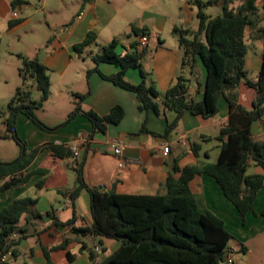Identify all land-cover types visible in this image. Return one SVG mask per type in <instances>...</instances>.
I'll list each match as a JSON object with an SVG mask.
<instances>
[{
	"label": "crops",
	"instance_id": "0c3cea01",
	"mask_svg": "<svg viewBox=\"0 0 264 264\" xmlns=\"http://www.w3.org/2000/svg\"><path fill=\"white\" fill-rule=\"evenodd\" d=\"M10 1L0 0V21L6 22L7 26L8 21L14 18V8ZM26 3L27 0L21 7L16 8L20 18ZM196 12V6L189 0H79L71 19L52 22V26L47 23L50 32L45 36L41 51H32L28 55L22 51L8 50L9 57L22 53L37 57L47 67L50 89L43 106L49 107L52 113H46L43 106L37 112L38 118L46 126L55 127L63 122L72 108L71 93L85 92L88 88L90 93L81 103L83 109L105 115L113 106L120 105L124 111L118 124L108 125L105 133L94 134L91 122L82 114H77L70 122L54 130L42 129L26 115L19 114L16 118V129L26 142L28 150L45 143L69 146L82 140V143L78 142L80 156L77 163L83 161L81 167L85 182L91 187L104 191L113 189L122 194L162 192L164 182L169 174L174 173L175 167L214 162L218 155V141L215 137L226 124L229 114L228 103L223 96L218 99L219 110L215 116L202 118L185 111L176 127L163 135L168 123L175 116L173 111L162 106L158 113L141 111L133 91L116 86L110 80L102 78L98 72H92L88 77L86 74L94 66L89 54L100 52L101 47L113 38H118L116 53L134 51L137 47L130 46L133 43L137 45L138 35L132 33V26L135 25L145 29L148 36L147 46L143 50L137 48L141 52L139 63L144 80L146 84H154L160 93L158 100L161 102L164 91L176 80L183 56V49L172 32L173 28L196 29ZM216 12L215 15L221 13ZM171 14L176 18V23L169 30L166 27ZM57 23L61 24L58 28ZM16 25L2 32L11 33ZM88 31H94L96 39L82 54H78L74 45ZM248 39L250 42L246 54V74H249L247 78L256 81L261 66L263 43L253 32L250 36L248 34ZM9 62L14 63V68L20 65L13 58ZM196 65L197 76L191 75L187 67L183 74L189 79L188 95L199 101L203 97L206 68L201 60ZM98 68L106 75L117 71V67L109 63H100ZM124 78L132 84H138L142 80L137 68L127 69ZM239 94V102L247 109L252 108L254 88L241 83ZM34 95L39 97L35 88L32 92L33 99ZM143 122L148 131L161 136L140 132ZM251 134L255 141L264 140V114L260 120L252 123ZM114 138L123 140L125 144L123 157L126 165L122 168L118 167L117 158L109 146L110 140ZM164 146L169 148L166 154L162 151ZM17 154L18 152L9 158L0 155V160H10ZM262 155L264 157V148ZM72 161V156L59 158L49 149H43L26 170L45 169L46 174L36 173L24 185L0 191V208L11 199L29 196L35 200V210L42 214L41 219L32 220L27 226V231L18 244L21 253L10 260L11 264H43L44 248L50 249V257L55 264H90L88 253L80 249L82 242L86 247H104L105 255L119 247V241L104 238L100 242L97 236L85 237L71 231L72 226H88L92 220L89 194L86 190H82L74 200L67 196L76 183V171ZM247 172L264 175V169L253 163ZM174 175L178 176V173ZM40 180H43L42 185L36 187ZM188 185L196 200L221 218L232 235L229 241L232 264H264V186L257 193L253 211L248 212L245 222L242 223L236 207L224 196L213 177L207 174L196 175ZM19 224L23 226L25 221L22 219ZM18 236L16 234L13 238ZM66 239L65 248L52 250L53 246ZM67 252L71 255L70 259ZM100 256L103 257V253Z\"/></svg>",
	"mask_w": 264,
	"mask_h": 264
},
{
	"label": "trees",
	"instance_id": "16d2710c",
	"mask_svg": "<svg viewBox=\"0 0 264 264\" xmlns=\"http://www.w3.org/2000/svg\"><path fill=\"white\" fill-rule=\"evenodd\" d=\"M90 1V0H84ZM197 8L198 25L196 29L174 27L178 43L183 49L180 71L175 82L167 88L159 102L160 93L153 83L146 84L139 59L141 52L127 50L116 53L118 38H113L101 47L100 52L89 54L94 66L87 70V77L98 72L104 79L116 86L133 91L141 111L159 112V107L175 113L163 135L176 127L185 111L202 118H210L219 110L218 99L223 96L228 103L229 114L226 124L215 137L218 141V155L214 162L175 167L169 174L162 192L155 194H122L111 189L89 186L83 177L82 160L74 168L76 183L67 196L74 200L82 190L89 194L91 224L72 226L71 231L80 236H97L120 242L119 247L105 255L104 247H86L82 242L80 249L86 250L90 264H221L230 250L232 235L221 218L197 201L189 190V181L196 175L207 174L215 179L224 196L236 207L241 222L248 212L253 211L254 200L264 186V175L248 173L253 164L264 169L262 149L264 140L255 141L251 134L253 122L264 114V0H189ZM25 0H11L12 8L21 7ZM219 6L221 13L210 15L205 9ZM23 19L16 17L8 21V27L19 24ZM249 32V33H248ZM256 33L263 43L261 66L257 80L246 77L247 34ZM132 33L139 35L145 29L132 26ZM191 36V38H189ZM96 33L88 31L84 38L74 45L78 54L94 43ZM130 47H137L136 43ZM20 60L18 76L20 84L15 88L7 104V115L3 118L0 139H12L18 146V154L10 160H0V191L19 187L29 181L36 173L46 174L47 170L27 171V167L43 149H49L59 158L72 156L68 145L45 143L28 150L26 142L16 129V118L26 115L33 123L45 130H54L70 122L77 114L84 115L92 124V134L105 133L108 125L118 124L124 111L120 105L113 106L105 115L85 110L82 101L90 93L72 92V108L64 121L55 127L46 126L37 115L48 99L50 78L47 67L37 58L17 53ZM201 60L206 68L203 97L195 101L187 93L189 79L183 74L189 68L191 75L197 76V62ZM109 63L117 67L111 75L102 73L98 64ZM137 68L142 80L132 84L125 80L127 69ZM245 83L254 88L255 98L252 108L247 109L239 102V86ZM33 88L39 97L32 98ZM140 132H150L142 123ZM43 180L36 183L40 187ZM35 200L29 196L11 199L0 208V264H11L21 253L18 244L32 220L41 219L42 214L34 208ZM25 224L21 226V220ZM58 223V222H56ZM71 223V222H69ZM13 234H19L13 238ZM66 240L53 246L54 249L66 247ZM97 247V248H96ZM103 253V257L100 256ZM2 256H6L2 260ZM70 259L71 255L67 252ZM43 264H55L50 257V249L44 248Z\"/></svg>",
	"mask_w": 264,
	"mask_h": 264
},
{
	"label": "rangeland",
	"instance_id": "374dc122",
	"mask_svg": "<svg viewBox=\"0 0 264 264\" xmlns=\"http://www.w3.org/2000/svg\"><path fill=\"white\" fill-rule=\"evenodd\" d=\"M27 1L28 3H26L21 10L22 18L25 19L15 26L13 32H2L3 30H6L8 26L6 22L0 21V129H3L4 124L2 121L8 113L7 104L13 95L15 88L20 84L18 68H14V63L9 62L10 58H13V60L19 65L20 60L16 56L9 57L7 51H22L28 55H31L34 51L36 53L41 51L45 44V36L50 32L47 23L51 24L52 22L65 18L71 19L79 0H45V2L44 0ZM216 11H221V8L211 6L205 9V12L211 15H215L217 13ZM174 23H176V18L171 14L166 29L171 30ZM60 25L61 24L57 23V28ZM172 32L176 35L174 31ZM249 42L247 34L246 43L248 49ZM38 44L39 46H37ZM35 47L36 50H34ZM248 76L249 74L247 73L246 77ZM37 98L38 95H34V99ZM44 110H46V113L48 114L52 113L50 112L49 107H44ZM38 111H41V109ZM18 150V146L12 139H0L1 157H12L14 153L18 152Z\"/></svg>",
	"mask_w": 264,
	"mask_h": 264
},
{
	"label": "built area",
	"instance_id": "2783aa9c",
	"mask_svg": "<svg viewBox=\"0 0 264 264\" xmlns=\"http://www.w3.org/2000/svg\"><path fill=\"white\" fill-rule=\"evenodd\" d=\"M13 14L15 15L14 18L19 16V10H17L16 8L13 10ZM148 44V36L145 33H141L138 35V39H137V48L140 50H143ZM78 142L82 143V140H78L76 144H71L69 145L71 151H72V166L76 167L77 166V159L80 156V150H79V146H78ZM109 146L112 150L113 155L117 158V165L119 168H122L123 166L126 165V160L123 157V150L125 147V144L123 142V140L118 139V138H114L111 139L109 142ZM168 146H164L162 148V151L164 154H166L168 152ZM69 201V200H67ZM12 237H15V234L12 235ZM97 248V247H96ZM2 260L6 259V256H2L1 258ZM224 262L227 264H232L233 263V256L231 252H227L225 257H224Z\"/></svg>",
	"mask_w": 264,
	"mask_h": 264
}]
</instances>
